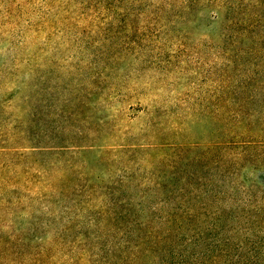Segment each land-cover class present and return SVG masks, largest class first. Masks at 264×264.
<instances>
[{
  "label": "rangeland",
  "instance_id": "374dc122",
  "mask_svg": "<svg viewBox=\"0 0 264 264\" xmlns=\"http://www.w3.org/2000/svg\"><path fill=\"white\" fill-rule=\"evenodd\" d=\"M252 62L264 72V0H0V94H47L67 129L105 144L55 158L61 170L73 167L63 181L93 190L65 198V206L122 202L117 192L139 184L171 188L154 168L158 149L204 138L215 125L209 111L219 81L255 71L246 69ZM112 148L123 152H102ZM106 218L120 234L58 218L37 235L0 238V250L8 247L1 260L13 264L14 251L42 253L39 264H237L241 247L260 250L253 237L264 244L256 225L229 223L220 251L207 248L209 229L192 237L185 223Z\"/></svg>",
  "mask_w": 264,
  "mask_h": 264
},
{
  "label": "trees",
  "instance_id": "16d2710c",
  "mask_svg": "<svg viewBox=\"0 0 264 264\" xmlns=\"http://www.w3.org/2000/svg\"><path fill=\"white\" fill-rule=\"evenodd\" d=\"M256 47V46H255ZM257 53V52H255ZM254 69L219 81L214 94L215 106L209 112L215 125L204 138L194 140L193 146H165L163 155L153 165L159 182L171 185L165 188L154 182L151 186L139 184L133 192H117L125 197L109 204L91 206L62 205V200L74 194L92 193L91 187L70 184L62 178L71 173L72 166L61 170L55 158L71 147H96L105 144L99 140H85L82 132L67 129L65 120L59 119L57 109L48 95L37 92L16 96L17 91L7 89L0 94V238L34 236L49 227L58 218L82 224L101 223L102 232L120 234L121 228L106 216L125 217L144 224L157 220L169 225L182 223L190 227L192 237H203V230L213 233L207 248H226V230L229 223L245 225L264 233V72L259 64L249 63ZM229 86H231L230 90ZM61 116L66 118L65 112ZM187 143V142H185ZM62 149V150H58ZM93 149H82L83 155ZM123 150L111 149L102 152ZM137 150H126L127 154ZM153 151V150H148ZM153 158V157H152ZM127 171V168H123ZM173 185H176L173 188ZM81 188H77L80 187ZM116 191H120L116 189ZM141 198L157 196L143 202H133L126 195ZM125 195V196H124ZM177 203V205H174ZM95 208V210H91ZM224 222V225L221 223ZM130 228V226H127ZM121 235H125L121 233ZM264 236V235H263ZM124 237H120L123 240ZM254 246L251 254L240 248L237 264H264V244L257 235L249 241ZM213 245V246H212ZM12 251V250H11ZM110 256L114 252H109ZM118 252V251H117ZM116 252V254H117ZM8 254V247L0 250ZM18 252L12 251V254ZM22 254V253H21ZM245 254V255H244ZM12 256L13 264H39L44 257L34 252L23 257ZM5 258V257H3ZM205 258H209L205 253ZM108 264V263H105ZM207 264H213L211 259Z\"/></svg>",
  "mask_w": 264,
  "mask_h": 264
}]
</instances>
